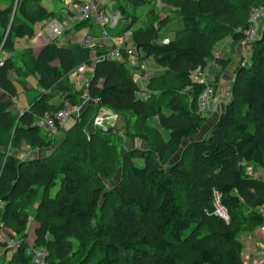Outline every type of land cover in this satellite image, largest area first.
Segmentation results:
<instances>
[{
	"label": "trees",
	"instance_id": "trees-1",
	"mask_svg": "<svg viewBox=\"0 0 264 264\" xmlns=\"http://www.w3.org/2000/svg\"><path fill=\"white\" fill-rule=\"evenodd\" d=\"M42 1L18 0L14 12L15 0H0L7 5L0 10V53L10 54L0 66V230L21 241L10 263L30 264L25 240L32 223L34 247L45 249L46 264H249L239 236L264 226V179L257 175L264 170V20L233 72L220 113H198L204 86L195 75L203 77L210 62L227 68L230 60L215 49L226 38L239 45L251 10L264 0H160L169 10L165 19L155 15L152 0H108L120 15L108 34L129 32L127 45L138 61L152 59L159 70L147 79L148 98L140 96L144 89L123 49L122 62L92 63L105 48L70 41H50L36 55L28 47L18 53L16 43L32 39L36 24L60 22ZM148 4L152 16L138 27L137 12ZM173 16L181 26L162 42L160 32ZM84 27L91 22L77 21L67 33ZM83 65L92 76L86 89H77L69 78ZM19 90L28 107L15 114L10 107ZM82 97L98 101L75 116L74 137L68 134L56 150L55 138L42 135L37 122L80 105ZM100 109L134 119L124 131L142 144L124 154L122 179L107 191L101 184L117 168L108 164L111 156L116 163V133L83 132L90 112ZM208 118L213 123L202 136ZM23 147L46 154L22 158ZM87 164L100 180L90 171L86 177Z\"/></svg>",
	"mask_w": 264,
	"mask_h": 264
},
{
	"label": "built area",
	"instance_id": "built-area-1",
	"mask_svg": "<svg viewBox=\"0 0 264 264\" xmlns=\"http://www.w3.org/2000/svg\"><path fill=\"white\" fill-rule=\"evenodd\" d=\"M107 2L108 0H63L62 4L65 10L72 12L74 14V17H76L78 21L91 22L94 28L99 29V34L97 36L89 35L82 37L77 41V44L87 49H92L97 45H102L105 48L106 52L97 59L92 58V63H94L98 59H108L112 61L122 62V49L127 51L131 50V53H134L129 57L128 66L132 69L135 68V79L137 77L136 82L140 87V85L147 81L151 74L147 65V61L143 63L139 62L137 53L133 50L131 44L127 45V41L130 38L129 32L126 33L122 38L118 39H113L108 34V30L113 29L117 24L118 20L120 19V15L119 13L112 14L109 11V8L106 7ZM263 20L264 7L259 6L251 10L248 19L249 27L242 32V38L239 41L241 60L249 55L253 42L258 38L257 33L259 29V23ZM49 28L51 36L50 41H56L59 44H64L62 38L64 35V28L62 24L54 20L49 23ZM239 31L240 30H237V32ZM110 40H112V42L114 41V43L116 44H114V47H111L112 44L109 43ZM2 55L3 54L0 53V66L2 65L3 61ZM216 56L221 57L219 53L216 54ZM6 57L8 56L6 55ZM87 70L91 69L84 65L80 66L77 69V74L82 76ZM138 70H140V72ZM196 80L202 83L204 86L197 99L198 113L201 116L220 113L225 105V102L217 99V97L215 96L214 87L207 81V75H203V78H201V80L200 78ZM87 86L88 80H84L83 86L81 88L86 89ZM97 101L98 100H89L88 98L82 97L80 105L75 107L67 106L62 111L55 114L54 117L44 116L37 122V125L47 134L54 137L58 134V129L64 127L71 116H77L89 102H92V104H96ZM19 111V113H21L20 108ZM111 118H113V116H104L103 118L100 116L95 119V125L103 128L104 130H107V128L110 127V124L108 125L106 121L110 120ZM217 214L221 218L226 219L224 212L218 206ZM262 231L264 235V226L262 227ZM27 241H29V239L25 240V244L27 246L25 252L26 255L30 257V264H46L45 259L47 256V252L45 251V249L35 248L33 238L30 240L31 243H27ZM20 243L21 241L15 236H7L4 234L3 229L0 230V264H11V256L9 258H7V256L9 254L12 255L16 251ZM4 252L7 253L4 255ZM255 253L257 257L264 259V246H262V248L260 247L259 251L255 250ZM4 257L5 259L3 260Z\"/></svg>",
	"mask_w": 264,
	"mask_h": 264
},
{
	"label": "rangeland",
	"instance_id": "rangeland-1",
	"mask_svg": "<svg viewBox=\"0 0 264 264\" xmlns=\"http://www.w3.org/2000/svg\"><path fill=\"white\" fill-rule=\"evenodd\" d=\"M2 1H4V0H2ZM7 1H8V3L10 2V0H7ZM159 1L160 0H152L151 6L160 3ZM42 5L45 8L49 9V10H53L56 13V16L60 17L59 21L65 20L67 22V24H65V27L66 26H68V27L72 26L77 21L76 17H74V14L72 12L70 13L69 11H67L65 9H61L62 5H60L56 0H43L42 1ZM6 6H7L6 4L5 5H1L0 4V10H3ZM108 6H109V8H111L110 9L111 12L116 13L115 7H113V6H115V4H113V2H111ZM151 6H150V4H148L144 8H141L140 10H138L137 15L140 17V20H139V22L137 24L138 27H143L150 20L151 16H150V18L149 17L146 18L145 15H151V13H149V9H151ZM153 8H154L155 15L158 16L160 14V12H161L160 8L157 7L156 5ZM62 26L64 28V24H62ZM180 26H181V22L177 21L176 17L173 16L172 17V21L167 23L166 26H164L162 28V30L160 32V35L166 33V36L168 35L169 39H173L174 31L178 30L180 28ZM261 26H262V22L259 23V32L262 29ZM46 27L48 28V24H46ZM71 29H72V27H70L69 30H67L65 34H68L67 32L70 31ZM42 30H43L42 24H36L35 25V27H34L35 34H38L39 32H42ZM89 30L90 29L88 27H84L82 29V32H83L84 35H87ZM72 32H70V33H72ZM64 38H65L64 39V43H66L68 38H66L65 35H64ZM80 38H76L75 41L77 42ZM113 39H118V38H113ZM161 41L162 42L163 41L164 42H169L171 40H168V38L166 37V39L161 40ZM76 42H73V43H76ZM223 42L224 41H222L219 44L220 47H223V44H224ZM23 43H24V41L20 40L19 42L16 43V47L18 48L19 45L21 46V45H23ZM109 43L112 44L111 47H114L116 45L114 43V41L112 42V40H110ZM216 49H218V47ZM133 50H134V48H133ZM124 52L127 54L128 58L134 54V53H131V50H128V51L124 50ZM4 58H7V57L2 55V59H4ZM122 60H123V57H122ZM147 63H148L149 69L152 70V68H154L153 67L154 66L153 60L149 59ZM133 72L135 73V69H133ZM154 72L155 71H153L150 75H153ZM157 73H159V72H157ZM197 74H200V73L197 72L196 75ZM91 76H92V71L91 70H87L82 76H80L77 73H75V74L71 75L69 79H70V81L72 83L75 84V87L77 89H80L83 86L84 80H89L91 78ZM199 78L201 80V78H203V77H199ZM136 79H137V77H136ZM33 84H35V83L33 82ZM146 84H147V81L144 82L142 85H140L142 90L144 89L143 92L140 94V96L141 97L144 96V98H148V96L151 95V93H149V91L147 89ZM221 88H222L223 93H225L228 90V88H226V87H225V89L223 87H221ZM18 93H19V95H18L17 102L15 101L14 103H12V105L10 107V110L13 113H15V114H19V112H20L19 108H20V110L21 109L22 110H24V109L26 110L27 106H28L27 95L23 91H20V90H19ZM89 115H90V117L88 116L89 119L87 118V120H86V122H85V124L83 126V132H85V134H87V137H90L92 134H95V130L96 129H100L101 131L108 132V133H116L115 135L117 136V138L114 137L113 141H112V143L116 146V151H115L116 163L113 165L114 160H113L112 156L110 157V159H108V164L111 167H116L117 166V168L114 170L112 177L109 180L102 179V184H101L104 187V190L107 191L110 187H112L114 184L118 183L122 179V168H123V163H124V154L126 152H128V150L133 149L135 146H137V147L142 146V144H141V142H139L137 140V138L132 133H130L132 135H128L127 131H124V129L126 128V125H125L126 121H130L131 123H133L134 119H133V122H132L128 116L114 114V113L109 112V111L104 110V109L103 110H98L95 115H94L93 112H90ZM100 116L102 118L104 116H107V117L113 116V118H111L110 120L106 121L108 123V125L110 124V127L107 128V130H104L103 128L98 127V126L95 125V119H97ZM208 120L209 121H206L204 126H203V128H202V131H201V135L202 136L209 132L210 125L213 123L211 121V118H208ZM75 121H76V118L74 116L73 117L71 116L69 118V121L66 123V125L64 127L58 129V134L55 137H52V138H55L53 146H54V148L56 150L59 149L62 146L63 142L65 141L64 139L67 137L69 132L74 128ZM45 133L46 132L41 129V134L44 135ZM73 134H74V132L69 134L71 136L70 138L74 137ZM184 145H186V143ZM45 154H46L45 151H36V152L32 153V152H30L29 149H27L26 147H23L22 152H20L19 156L22 157V158H25L27 156H37V155L40 156V157H44ZM72 156H75V154H73ZM179 157H180V154H178V155H176L174 157H170L168 160H166L167 161L166 165H169L172 161L174 162ZM134 163L141 165V163L137 162V161H134ZM95 170H96V168H95L94 164H87V166L84 168L83 173L86 175V177L92 178L91 173L88 174V171L94 173ZM87 174H88V176H87ZM259 176L261 178L264 177V175L263 176L259 175ZM98 178H99V180L101 179V177H99V176L97 177L96 173H94V177L92 178V180L94 182H96V180ZM58 188H59V183H57L55 185V187L51 190V197H53L55 195V193L58 190ZM41 195H42V191L39 192V196L37 198L38 200H40ZM31 225H32V223L29 224V232H28L31 237H27L26 240L29 239V241H27V243H31L30 240L33 238L32 230L30 231V228H31L30 226ZM6 233L7 234H12L11 231L8 228H6ZM247 235L248 234H246V233L241 234L239 236V240H241L243 242L246 239ZM10 256H11V254H9L7 256V258H9Z\"/></svg>",
	"mask_w": 264,
	"mask_h": 264
},
{
	"label": "crops",
	"instance_id": "crops-1",
	"mask_svg": "<svg viewBox=\"0 0 264 264\" xmlns=\"http://www.w3.org/2000/svg\"><path fill=\"white\" fill-rule=\"evenodd\" d=\"M111 2L112 1H108V5ZM155 5L157 7H159L160 11H161L158 16L160 18H162V19H165L169 15L168 8H165L164 6L160 5L159 3L155 4ZM107 8H109V6ZM109 9H111V8H109ZM116 13H114V14H116ZM145 16H146V18H148V17L150 18V16H152V14L151 15H145ZM176 20L180 21L177 18H176ZM59 23L64 24V35L66 36V38H68V40L71 43L76 42L75 41L76 38H80V37L82 38V37L88 36L89 33L93 34L95 36H97L99 34V29L98 28H94L93 26L91 27V29L89 30L87 35L83 34V32H82L83 28L80 31L73 32V33H70V34L69 33L65 34V32L67 30H69L70 27H73L74 24L72 26H69V27L66 26L65 27V24H67V22L65 20L60 21ZM42 26H43L42 32H39L38 34H35L34 37L32 39H30L29 41L28 40L24 41L23 45H21V46L19 45V47L17 48L18 53L20 51H22L24 48L28 47V48H31L33 50V53L36 55L38 53V51L46 43L50 42L51 36H50L49 23H48V28L46 27V25L45 26L42 25ZM34 33H35V31H34ZM64 35L62 37L63 41L65 39ZM166 37L169 40V36L168 35L166 36V33L160 35V39L161 40L166 39ZM223 43H224L223 47H220V45L217 46L218 49H215V52L216 53H219V52L221 53L222 60H224V61H226V60L229 61L230 60L229 65L224 70H220L215 65L213 66V64L210 62L209 66H208V68L206 70V75H207V81H209L212 84L214 82H216V86L214 87V90H215V96L217 97V99H219L220 101H224L225 102L228 99V97H229V89H230V85H231L232 79H233V72H234L238 62L240 61L241 53H240V47H239L238 43H236V42L234 43L232 40H230V38H226ZM8 56H10V54H8ZM147 62H148V60H147ZM137 63H138V61H137ZM147 65H148V63H147ZM153 67H154V68H152L153 71H155L156 73L159 72V70L156 69L155 66H153ZM148 68H149V66H148ZM149 70H150L151 73L153 72L151 69H149ZM138 71L140 72V70H138ZM195 76H196V78H199L201 75L197 74ZM221 87H223L224 89L226 87V88H228V90L225 93H223ZM31 152L34 153L36 151H31ZM257 175L263 176L264 175V170H258ZM30 227H31L30 228V231H31L32 230V225ZM3 232L7 236H12L11 234H7L6 233V229H4ZM28 237H30V234L28 235ZM242 243H243V245L245 247V252H244L245 253L244 259H246L245 263H247V260L250 259L249 264H264V259H261L260 257H257V255L255 253V250L259 251L260 247L262 248V246H264V235H263L262 228L256 230L254 233L248 234L246 236V239Z\"/></svg>",
	"mask_w": 264,
	"mask_h": 264
},
{
	"label": "water",
	"instance_id": "water-1",
	"mask_svg": "<svg viewBox=\"0 0 264 264\" xmlns=\"http://www.w3.org/2000/svg\"><path fill=\"white\" fill-rule=\"evenodd\" d=\"M17 3H18V0H15L14 12H15V9H16V6H17ZM25 111H27V110H25Z\"/></svg>",
	"mask_w": 264,
	"mask_h": 264
},
{
	"label": "bare ground",
	"instance_id": "bare-ground-1",
	"mask_svg": "<svg viewBox=\"0 0 264 264\" xmlns=\"http://www.w3.org/2000/svg\"><path fill=\"white\" fill-rule=\"evenodd\" d=\"M81 112H82V111H80V113H81ZM80 113H79V114H80ZM79 114H78V115H79ZM68 121H69V120H68ZM49 136H50L51 138L53 137V136H51V135H49ZM54 137H55V136H54Z\"/></svg>",
	"mask_w": 264,
	"mask_h": 264
}]
</instances>
